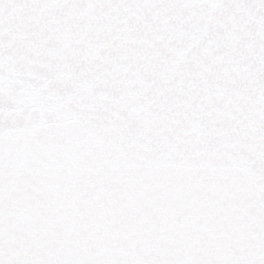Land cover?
<instances>
[{
  "label": "snow or ice",
  "instance_id": "obj_1",
  "mask_svg": "<svg viewBox=\"0 0 264 264\" xmlns=\"http://www.w3.org/2000/svg\"><path fill=\"white\" fill-rule=\"evenodd\" d=\"M0 264H264V0H0Z\"/></svg>",
  "mask_w": 264,
  "mask_h": 264
}]
</instances>
